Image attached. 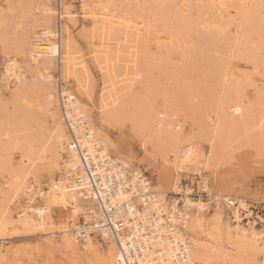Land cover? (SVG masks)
Returning <instances> with one entry per match:
<instances>
[{"label": "rangeland", "instance_id": "1", "mask_svg": "<svg viewBox=\"0 0 264 264\" xmlns=\"http://www.w3.org/2000/svg\"><path fill=\"white\" fill-rule=\"evenodd\" d=\"M103 1L113 2L112 10L118 15L126 14L143 26L147 22L155 25L157 36L141 34L140 37L131 30L126 37L123 32L119 33L123 31L120 27L112 36L110 48L120 78L130 71L127 68L137 59L136 53L141 55L137 66H143L145 76L135 82L127 98L131 112L141 111L151 116L158 108L173 103L179 112V123L187 134L196 137L207 156L212 151L208 128L214 127L209 117L229 131L226 147L216 163L201 171L191 169L179 173L178 187L174 186V175L168 182L161 179L162 164L153 155L151 145L147 150L142 145L132 122L104 125L105 133L114 143V150L151 178L154 189L164 190L170 203L177 199L183 206L185 202V195H175L174 190L184 192L188 189L190 192L191 188L194 189L199 194L193 197L194 201L208 203L210 209L206 216L209 222L217 202L221 201L223 222L234 233L237 229L234 208L227 205L225 198L211 202L202 194L207 189L216 195L227 194L242 199L245 207H240L243 209L238 220L247 228L254 227L253 231L245 229L244 232L258 250L264 251V0H224V5L219 4V0ZM68 3L77 15V21L70 23L73 38L93 74L94 105H91L97 115L104 74L91 54L93 21L83 16L82 0H68ZM45 4L51 5L54 30L59 32L60 23L66 22L60 0H0V133L11 131L20 140H31L35 147L47 135L51 124L49 113L44 108L43 80L31 66L26 46L32 31L39 29L41 7ZM164 7L166 10L162 11ZM11 59H17L23 67L26 79L21 82L7 76ZM59 64L57 58L50 74L53 75V93L62 115L58 93ZM177 77L183 78L185 90L190 91L188 97L185 94L187 98L181 95L182 87L174 81ZM67 84L75 93L73 82L68 80ZM119 85L123 86V83ZM238 99L243 101L248 112L242 114L238 126H234L228 121L222 106ZM6 143L7 138H2L0 145ZM49 158L46 156L37 164L44 188L48 186L46 182L53 168ZM205 183L208 186H204ZM53 215L57 220L58 212L53 211ZM84 220L83 215L79 216L76 225ZM63 234L52 235L39 228H31L13 230L3 238L0 236V249L4 256L0 264H92L84 253L83 245L80 244L78 251L68 248L63 243ZM91 237L103 250L105 239L98 235Z\"/></svg>", "mask_w": 264, "mask_h": 264}, {"label": "bare ground", "instance_id": "2", "mask_svg": "<svg viewBox=\"0 0 264 264\" xmlns=\"http://www.w3.org/2000/svg\"><path fill=\"white\" fill-rule=\"evenodd\" d=\"M82 2L83 16L93 21L90 35L93 61L104 74L103 93L97 106L98 114L96 115V110L91 105H94L93 74L71 31L70 23L77 21V15L73 13L68 0H60L61 13L66 22L60 23V31L57 32L52 21L53 9L50 4H45L41 7L39 29L29 35L26 50L31 66L42 77L44 108L49 113L51 125L38 147L29 139L16 138L11 131L0 133V141L7 138V143L0 145L1 238L11 234L13 230L25 231L31 228H39L42 232L52 235L63 232V243L76 251L82 244L84 253L92 264H264V251L258 250L244 232L245 229L253 231L254 227L247 228L238 220L241 218L240 210L243 209L240 207H245V203L238 197L213 194L218 200L225 198L228 202H239L240 206L234 208L237 217L236 233L223 222L221 201L217 202L216 211L209 222L206 212L210 208L206 201H194L183 192L185 202L181 210L177 207V199L170 203V199L165 197V191L160 188L156 190L154 186L152 191L155 194L149 197V206L140 217L137 215V207L132 204L133 201L135 203L133 198L136 197L139 203L148 202V199L140 195L138 187L139 184L146 183L142 178L144 175L114 150V143L105 133V124L132 122L142 145L146 150L151 145L153 155L162 164L161 179L168 182L174 175L172 180L175 187L179 186V173L191 169L201 171L204 167L216 163V159L226 147L225 141L229 131L209 117L214 127H207L210 133L209 143L212 146L211 154L207 156L203 154L202 146L196 137L187 134L185 127L179 123V112L173 103L158 108L151 116H147L146 112H131L127 98L134 89L135 82L145 76L143 66H137L141 55L134 54L137 59L127 68L130 71L120 78L115 66V56L110 48L112 36L117 27L123 30L119 33L123 32L126 37L131 30L140 37L141 34L157 36L155 25L145 22L146 25L143 26L126 14L118 15L112 10L111 1ZM219 4L224 5V0H219ZM164 10L165 7L162 11ZM56 36L59 38L55 39ZM142 53L143 51L140 54ZM57 58L60 60L58 66L62 80L58 93L64 102L68 126L73 129V142L70 140L73 136L63 112L61 115L59 111L57 98L53 93V75L50 71ZM7 76L17 82L26 79L23 67L17 59L9 61ZM181 79L183 78L177 77L174 81L182 87L181 95H187L190 91L185 90V83ZM68 80L73 82L75 93L71 89L72 86L67 84ZM121 83L123 86L119 85ZM224 104L222 107L228 121L231 125L238 126L240 116L248 112L243 101L238 99ZM84 154L89 158L88 164L83 161ZM46 156H50L53 166L46 182L48 186L45 188L48 189L40 182L37 166ZM86 165L91 166L92 171H97L104 184V190L109 191L116 179L118 188L115 196L111 198L112 204L117 207V212L125 206L128 208L129 217L134 218L133 222L128 223V234L124 229H119L113 232L116 237H110L109 232L103 231V250L97 246L91 235L81 239L75 233L81 227L76 225L79 216L83 215L84 219L89 221L90 214L93 213L92 198L95 194L84 170ZM129 174L132 176L130 180L127 177ZM56 175L59 176L56 178ZM204 186H208L207 183ZM143 188H146V185ZM53 211L58 212V222ZM141 218L144 224L139 228ZM181 224H184V227H181ZM147 225L151 226V236L145 232ZM98 226H101V223ZM3 258L0 249V259Z\"/></svg>", "mask_w": 264, "mask_h": 264}, {"label": "built area", "instance_id": "3", "mask_svg": "<svg viewBox=\"0 0 264 264\" xmlns=\"http://www.w3.org/2000/svg\"><path fill=\"white\" fill-rule=\"evenodd\" d=\"M59 75H60V73H59ZM60 76H59V85H61V82H62ZM63 103H64L63 99H62V97H60L61 111L63 112L65 122L68 126L67 119L65 118L66 111L64 110V104ZM68 129H69L71 135L73 136V129H71V127H69V126H68ZM70 140L72 142L75 141L74 136L71 137ZM80 150H81V148H80ZM88 159H89L88 156H86L84 154L83 155V161L85 164H88ZM84 168H85L84 169L85 172L89 176V183L91 185L92 191L95 194V196L93 197L94 199L92 198V201H94L93 213L90 214V220L89 221H86V219H85L82 223L79 224V226H81V227L79 229H77L75 231V233L78 234V236L81 239L86 238L87 235H98V236L102 237L103 239H105V237L103 235L104 230L109 232L108 235H110V237L111 236L116 237L113 232H114V230L119 231V229H124L126 231V233L128 234L130 232L128 229V223H129V221L133 222L134 218L129 217V215L127 214V213H129L128 208H126L125 206H123L121 208V210H119V212H117V210H116L117 207L112 204V200H111V198H113L115 196V193L117 191L116 189L118 188V186H117L118 182H116V179H114V181H113L114 185L110 186L111 189L109 191L104 190V184L102 182L101 177L97 173V171H94V170L92 171V167L88 166V165L84 166ZM143 175L144 176L142 178L146 181V183L144 184V185H146V188H143L144 185H142V184H139L138 187L140 190V195H143V198L148 199V202L147 203H145V202L139 203L137 198L134 197L133 200H135V203H134V201L132 203V204L136 205L137 210H138L137 215H139V217H140V215H142V213L149 206V203L151 202L149 197L151 196V194H155V192L153 193V191H152L153 181L151 180V178H149L145 174H143ZM127 177L129 178V180L132 179V176L130 174ZM182 189H184L183 184H182ZM186 190L187 189H184L185 195H187L192 200H196L193 197H197L199 194L195 193L194 189H192V188H191L190 192L186 193ZM173 192L175 195L184 196L183 192H178L175 190ZM213 194L214 193L205 189L202 196H204L203 198H206V199L210 200L211 202L218 201V198H216L214 196L215 194L214 195ZM140 195H138V197H140ZM181 202L182 201H180V200L178 201L177 207L182 210V206H180L182 204ZM226 203L230 208H235L236 206H238L237 203L228 202L227 200H226ZM166 216L167 215H165V217ZM100 223H101V226H98V224H100ZM143 224H144V220L142 218L139 219V224H138L139 228H142ZM183 225L184 224H181V227H184ZM150 230H151V226L147 225L145 232L149 233L148 235H150V233H151ZM181 251L183 253L184 249L182 248Z\"/></svg>", "mask_w": 264, "mask_h": 264}]
</instances>
